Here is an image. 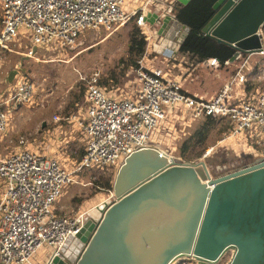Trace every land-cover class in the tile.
Returning a JSON list of instances; mask_svg holds the SVG:
<instances>
[{"label": "built area", "instance_id": "built-area-1", "mask_svg": "<svg viewBox=\"0 0 264 264\" xmlns=\"http://www.w3.org/2000/svg\"><path fill=\"white\" fill-rule=\"evenodd\" d=\"M179 2L169 0L163 4L162 0H146L143 6L125 14L121 8L124 0H0V55L13 52L22 42V28L30 30L32 40L25 56L37 61L41 60L39 51L61 55L75 48L89 28L112 29L130 20L135 21L147 40L146 50L133 71L134 83L126 93L101 85L98 73L88 82L80 113L85 152L72 169L55 157L26 148L5 155L0 153V264H34L33 255L45 244L54 249L47 264H52L55 257L64 258L61 248L70 236L82 232L89 218V210L70 215L56 209L68 186L76 181V175L93 168H120L132 153L159 148L162 137L167 136L162 127L171 115H177L181 125L189 126L207 116L224 118L229 122L227 139L241 135L243 129H251L256 136L249 141L262 143L264 91L239 98L234 78L246 82L242 71L249 58L264 51L249 54L233 80L211 99L184 89L172 73L177 61L173 50L163 53L164 66L156 63L154 45L161 43L162 36L157 24L154 34L150 31L146 16L158 13L161 17L177 18L175 8ZM201 64L206 68L219 67L221 62L210 58ZM187 67L196 68L194 64ZM17 71L12 83L0 79V141L9 122L5 107L18 109L21 104L33 102L36 93L31 77ZM2 84H6L4 90ZM72 118L76 120L77 115ZM66 119L54 116L57 122ZM182 134L187 135L185 131ZM21 144L27 145L24 139ZM211 150H206L204 157Z\"/></svg>", "mask_w": 264, "mask_h": 264}, {"label": "water", "instance_id": "water-1", "mask_svg": "<svg viewBox=\"0 0 264 264\" xmlns=\"http://www.w3.org/2000/svg\"><path fill=\"white\" fill-rule=\"evenodd\" d=\"M186 5L190 0H179ZM202 32L241 54L264 51V0H218ZM159 25V53L176 55L190 28L170 15L149 13ZM255 38L252 49L240 47ZM17 70L9 75L13 81ZM117 200L89 211L52 264H175L194 258L218 264H264V156L248 167L213 177L206 162L179 163L159 148L132 153L119 168ZM96 212V215H95Z\"/></svg>", "mask_w": 264, "mask_h": 264}, {"label": "rangeland", "instance_id": "rangeland-1", "mask_svg": "<svg viewBox=\"0 0 264 264\" xmlns=\"http://www.w3.org/2000/svg\"><path fill=\"white\" fill-rule=\"evenodd\" d=\"M134 2V0H124L121 5L122 11L125 14H131L134 7H137L136 4L133 5ZM138 4H141L140 1H138ZM133 25H135V21L130 20L125 25L116 26L112 29L103 27L100 29L89 28L81 35L75 48L69 49L61 55L39 51L37 54L41 57L39 61L25 56V51H27L30 44L32 45V40L30 30L22 28L20 30L22 42L18 43L13 52L0 55V79H6L12 71L19 70L28 74L35 82L36 93L33 102L21 104L18 109H12L10 105L5 107L9 122L7 131L0 141V153L2 155L9 154L19 149V147L34 151L33 148L29 147L30 143L35 141L34 138H38V140L41 138L42 140L43 134L40 135V133L50 125L46 123L47 126L43 128V120H50L54 113L57 112H77L84 102L87 84L95 73L99 74L101 83L102 78L111 77V72L116 70L120 82L116 84L110 78L109 84L101 83V85L106 86L110 90L113 89L117 93H126L131 89L135 79L133 71L136 66H130L125 69L126 65H123L122 62L123 59H128L130 55L129 42ZM148 27L153 34L157 30L151 23H149ZM261 33L264 42V26ZM156 39L154 37V40ZM248 55L242 54L241 59L235 65L237 67L241 66ZM155 57L160 63L165 58L164 56L161 57L160 54H156ZM178 63L180 64V62L176 63L177 67L174 71L172 70V73L181 81L184 89L189 90L193 94L210 97L213 90L219 91L226 84L227 80L225 77L228 74L219 76L213 72L216 70H212L208 73L209 79H205L203 70L206 68L201 66L199 68H185L184 64L179 66ZM123 70L126 71L125 75L122 73ZM242 72L246 75V82L241 83L242 94L255 93L257 90L264 91V54L252 55ZM227 78L229 79V77ZM5 86L6 84H4ZM80 96L83 97L82 101L79 100ZM217 119L221 124H224V120H226ZM202 120L192 122L190 134ZM176 127L181 129L178 124ZM176 127L175 129H177ZM173 133L162 137L159 149L179 159L177 162L198 163L201 160L205 161L213 177H220L253 165L259 157L264 156V138L261 140V144L249 141L256 136L251 129H243L241 135L230 139H227L229 136L228 131L222 134L217 132V130L213 131L206 149L212 148L211 152L204 157L205 150L202 157L192 158L191 160L185 159L180 154L182 143L190 134H182L177 137V133L175 131ZM21 139H24L27 145L21 144ZM246 140L248 143H246ZM71 147H68L67 150L71 149ZM63 162L68 164L70 161L65 160ZM118 170L119 168L109 166V168L103 170L93 168L92 170L79 172L76 175V181L68 186L64 195L57 202V211L61 214L72 215L79 210L91 211L104 202L112 203L117 200L114 192V183ZM109 179L112 183L111 188L105 187V183ZM1 188L2 183L0 181V191ZM53 250L51 245L45 244L33 255L32 262L34 264H47ZM231 257V253H227L218 264H228ZM175 264L199 263L194 258L188 257L179 259Z\"/></svg>", "mask_w": 264, "mask_h": 264}, {"label": "trees", "instance_id": "trees-1", "mask_svg": "<svg viewBox=\"0 0 264 264\" xmlns=\"http://www.w3.org/2000/svg\"><path fill=\"white\" fill-rule=\"evenodd\" d=\"M218 0H190L186 5L181 2L175 8L177 19L190 28L183 41L180 53L188 56V62L200 63L210 58H217L221 64H226L235 54V50L225 44L218 43L214 39L206 36L202 30L204 26L212 19L215 14L214 5ZM133 30L130 32L129 42V58L123 59V65L126 68L130 66H137L138 59L145 52L147 47V40L145 35L137 24L133 25ZM124 69V70H125ZM122 71L125 75L126 71ZM116 70L111 72V77L102 78V84H109L110 78L118 84L120 79ZM84 94V92H82ZM81 94V95H82ZM83 97H79L82 101ZM224 119V118H221ZM225 123L217 119V117L207 116L199 123V125L191 132V134L184 140L180 148V154L185 159L202 157L204 151L209 145V140L213 131L217 130L220 134L225 133L229 129V122ZM191 156V157H190ZM190 157V158H187ZM105 187L111 188L112 183L110 179L106 181Z\"/></svg>", "mask_w": 264, "mask_h": 264}, {"label": "crops", "instance_id": "crops-1", "mask_svg": "<svg viewBox=\"0 0 264 264\" xmlns=\"http://www.w3.org/2000/svg\"><path fill=\"white\" fill-rule=\"evenodd\" d=\"M134 1L135 2L133 5H135V4L137 5V7H134V8H137V9L141 6H143L146 2V0H134ZM138 1H140V3H141L140 5L138 4ZM168 1L162 0L163 4H167ZM154 54L155 55L160 54L161 57L164 56L163 53H159L156 50H155ZM240 59H241V56L233 62H231L229 60L228 63L226 62V64H223V65L220 64L219 67H208V68H206L201 64L202 62L196 63V64L188 62V60H189L188 56L186 54L180 53V50L177 53V62H180V64L178 63L179 66H183L182 64H184L185 68H186L187 66L194 64V67L199 68L201 66L202 68H206L203 70V73H204L203 75H204L205 79H209L208 73L211 72L212 70H216L213 72L215 74H218L219 76H223V74H228V76L225 77V79L227 80L225 83L231 82L233 80V78L236 76L237 72L239 71L240 66L237 67L235 64ZM177 62H175V64H174L173 71L177 67V64H176ZM156 63L159 65H162V66H164L166 64L164 62V60H162L161 63L159 62V60H157ZM248 69H250V68H248ZM235 72H236V74H235ZM227 77H229V79ZM6 79L8 80V82H10L9 76ZM14 79H13V81H14ZM234 80H235L234 83H235L236 94H237V97H239V98H241V96L248 97L252 94H257V93L261 92L260 90H257L255 93H248V94L244 93V94H242L241 93V81H239L238 79L236 80V78H234ZM12 82H10V83H12ZM1 86L4 87V84H2ZM5 87H4V89H5ZM4 89H2V90H4ZM185 90H187V89H185ZM187 91L189 93H191L189 90H187ZM219 91L213 90V93L210 97H206V96H202V97L206 98V99H211V98L215 97ZM191 94H193V93H191ZM193 95L201 96L198 94H193ZM84 105H85V95H84V102L82 103V107H84ZM82 107L79 108L77 110V112H72V113H71V111H69L68 113H66V112H63V113L59 112L58 113L57 112V113H54V115L52 116V118L50 120L44 119L43 120V128H45L49 124L50 125L47 128H45L44 130H42V132L40 133V135L43 134L42 140H41V138H39V140H38V138H34L35 141L31 142L29 147L33 148L34 151H36V152H39L42 154H47L51 157H55L56 159H58L60 162H62L68 168L74 167L76 165V161L80 160L81 157L83 156V154L85 152V146H86V138H85V134L82 130V125H81L82 121L80 119V118H82V114H80ZM55 115H59L61 117H65L68 119L63 120L61 122H57L54 120ZM73 115H77L76 120L72 118ZM46 123H47V125H46ZM177 124L181 127V129H178L176 127ZM191 126L192 125H190V126L189 125H181L180 122L177 121V115H171L168 118V120L165 122V124L162 128H163V131L165 132V134L172 135V134H174L173 132L175 131L177 133V137H179L182 135L183 131H185L186 134H188V133L190 134ZM175 127L177 129H175ZM40 135H39V137H40ZM68 147H71V149L67 150ZM19 148H21V147H19ZM65 160H68L70 162L68 164H65V162H63Z\"/></svg>", "mask_w": 264, "mask_h": 264}, {"label": "bare ground", "instance_id": "bare-ground-1", "mask_svg": "<svg viewBox=\"0 0 264 264\" xmlns=\"http://www.w3.org/2000/svg\"><path fill=\"white\" fill-rule=\"evenodd\" d=\"M254 42H255V38L254 37H250L249 39H246V40L242 41L241 44H240V47L244 48V49H252L250 47L254 46Z\"/></svg>", "mask_w": 264, "mask_h": 264}]
</instances>
